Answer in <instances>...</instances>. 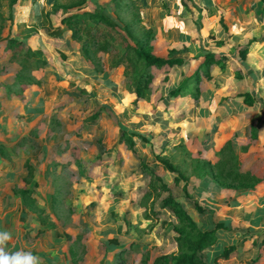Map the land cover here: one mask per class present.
I'll list each match as a JSON object with an SVG mask.
<instances>
[{"label":"crops","instance_id":"1","mask_svg":"<svg viewBox=\"0 0 264 264\" xmlns=\"http://www.w3.org/2000/svg\"><path fill=\"white\" fill-rule=\"evenodd\" d=\"M108 1L90 0L89 5L98 6ZM135 1L144 26L154 31V54L186 61L183 66L165 69L168 73L159 80L157 90L139 99L136 105L133 104L136 94L128 91L123 82L125 78L119 77L123 66L97 77L87 75L81 68L83 60L77 44L70 39L69 28L55 21V14L49 8L51 0L24 1L13 8L14 29L26 26L28 30L24 37L16 38L24 42L26 50H42L48 66L28 74L40 85L16 83L14 79L21 67H16L12 75L0 73V145L5 148L0 149V231L8 230L12 234L8 250H31L41 257L42 264H91L92 255L101 252L102 243L108 247L109 239L114 237L120 238L122 243V226L115 220H106L105 225L99 227V240L95 245L93 225L96 220H90L88 227L85 223L77 226V219L72 223L52 213L56 188L51 178L52 165L56 163L53 160L64 163L54 148L66 136L58 132L47 135L52 118L56 115L61 129L74 132V127L80 128L81 124L91 126L74 114L80 116L82 106L90 113L101 105L113 114V119L102 114L96 124L98 139H102V149L107 154L100 168L106 165V173L112 171L108 168L109 160L115 157L117 173H129L125 158H131L132 153L121 140L124 131L148 138L161 156L185 149L193 158L213 162L217 161L221 148L233 142L243 168L251 170L261 182L252 189L227 190L210 178L191 179L195 202L209 208L216 220L231 228L222 236L225 247L237 246L228 261L221 259L215 263V258L225 249L218 243L210 247L204 257L207 264H252L261 253L258 264H264V238L261 237L264 234V0ZM48 14H51L56 35L45 31L44 17ZM51 50L54 69L49 67L51 61L47 58ZM207 53L215 58H207ZM60 55L63 67L56 64ZM205 68L209 69L211 78L202 74L198 100L193 98V84L182 96H169L170 90ZM78 72L85 77L83 84L88 97L82 100L78 91L68 89V102L58 112L65 97V84ZM8 83L19 84L18 90L7 94L4 84ZM66 138L75 145L73 153L65 150L63 157L76 153L77 165L84 167L87 160L83 158L93 151L89 144L94 139L85 133L78 137L69 134ZM79 143H88L90 148L83 145L76 149L74 146ZM143 151L146 154L148 149ZM27 162L37 168V175L29 185L25 183ZM153 169L164 179L162 171ZM106 186L109 188L108 184ZM25 189L32 190L36 199L32 208L30 200L20 195ZM40 212L49 217L40 216ZM83 219L86 222L85 217ZM240 227H251V233L238 246L242 233L235 232L238 233L236 229ZM81 234L84 236L82 247L74 244ZM109 249L113 250L112 246Z\"/></svg>","mask_w":264,"mask_h":264},{"label":"rangeland","instance_id":"2","mask_svg":"<svg viewBox=\"0 0 264 264\" xmlns=\"http://www.w3.org/2000/svg\"><path fill=\"white\" fill-rule=\"evenodd\" d=\"M24 1L28 2L30 0H20L19 3L21 4ZM46 1L47 0H43V3ZM51 1L52 6L50 4L49 8L51 9V12H54V19L57 24L61 23L63 17L69 16L82 10L94 12L100 11L102 10V8H109L110 11H106V15H108L109 17H114L118 22L124 25L131 22L134 11L137 10L140 14V8L135 0H124L122 4L123 6H121L120 8H116L112 0L105 2L102 5L91 7L89 5L90 0ZM0 13L4 16V20H0V73H10L12 75L16 67H22V65L24 64L31 63L33 61V58L26 55L27 50L25 47L20 50H13L11 48H8L6 46L5 38L7 36L24 37L28 30L26 29V26L14 29L12 25L13 22L9 19L10 0H0ZM49 16L51 19V14ZM76 44V47H78L79 49V56L82 58L80 50L81 44L78 42H76ZM55 49L59 52V54H61L59 47L56 46ZM52 52L53 50L48 53L49 56L47 58H50L51 61L49 62L51 63V65L49 64V67L54 69L55 66H53L52 64L54 62ZM207 55L208 53L206 54V56ZM57 59L58 60H56V64L59 67H63L64 64L62 63V56L60 55V58ZM103 59L107 62V66L109 56H105ZM87 63L90 65L89 62L83 60L82 63H80L81 68L86 70L87 68L85 66H89L87 65ZM123 67L124 69L120 70L121 74L119 73V77L123 76L125 78L123 80V82L125 83V87H127L128 91L134 93L131 90L133 84L131 80L132 76H127L125 66ZM114 69L116 68L107 69L106 67V71ZM201 72L202 74L204 73L203 70H201ZM152 73L154 79L150 85V92L147 96L151 95L157 90L159 80L163 78V75L165 73H168V70L154 69ZM27 74L28 73H26V75ZM192 75L193 73L190 76ZM84 78L85 77H83L82 74L78 72L77 75H75L74 77L72 76L69 81L66 82L65 97L62 98L60 102L58 112L59 108L68 102V89L70 91H78L80 94L79 96L82 100L88 97L87 89L84 88L83 84ZM18 85L19 84L14 83L13 85L11 83L4 84V91L7 94L8 92H16L19 88ZM137 102L136 100H134L133 104L136 105ZM88 111L89 109H84V106H82V114L79 116V114L76 113L74 114V116L80 117L82 120L84 119V121L88 124H91V126L85 127L81 124L80 128L74 127V132H72L73 130L71 131L68 128L64 130L61 129L60 120H58L56 115L53 116L51 124L49 126L47 135L51 132H58L59 134H66V136H68L69 134H76V136L78 137L82 133H85L89 134V136L94 139L92 143L89 144L91 147L93 146V148H91L93 149V151H91L88 156L86 155V157L83 158L84 161L85 159L87 160L84 162V167H82L81 165H77L79 159L76 156V153L68 158H64L62 155L65 150H70L73 153V145H75L74 142H72L65 136L64 139L67 140L63 139L59 141L57 145H55L54 150L55 152H58L59 158L62 159L64 163L58 162V159L53 160L56 163L52 165V169H54L51 174V178L53 179V183L56 185L55 189H57L59 203L54 209L52 199V213L55 216H58L65 221L72 223H74L75 219H77V221H75L77 223V226H79V224L84 225L85 223L88 227L91 223L90 220H96V225H93V243L95 245L97 244L95 243L96 240H99L97 239L99 227L105 225L106 220H115L117 221L118 225L122 226L120 228V231L122 234V238H124L121 246L119 248L112 247L113 250H111L109 249V246L107 247L106 245H104V243H102L100 246L101 252H96L92 255V259L89 261V263L91 264H152L153 261L159 256H170L176 253L178 251V248L176 243L174 242V237L176 236L174 227L178 226L179 223L174 218V215L168 209H160L159 201H156L154 203V207L158 211L160 219L155 221L146 220V210L144 208V205L151 204L152 198H148L145 195L149 184V177L142 174L141 172V160L148 162L150 165H152V168L155 167L160 172L162 171V174L164 175L163 180L165 182L167 181L166 183L170 185L172 189V195L185 205H189L191 202H195L196 200V193L192 188V183L188 187L189 198H187L186 193L183 191V184H175V176L173 174L169 176V174L163 169V167L156 162L155 158L158 155L161 156V153H159V150L155 149L148 138L144 137L142 134L139 135L142 138L146 139V142L143 141L140 136L134 137L136 143V152L130 150L128 144L124 142L128 150H130V152L132 153L131 158H125V165L127 166L126 169H129V173H117V168L116 166H114V164L116 165V162L118 160L116 157L109 160L110 164L108 165V168L112 171L108 172L109 174L106 173V171H104L106 169V165H103V168H100L101 163L107 158L105 156L106 151L103 152L102 149V139H98L99 127L96 124L102 114L106 113L112 119L113 114H111L110 111L106 110V108L101 105L94 107V109L90 113H88ZM86 113H88L87 116ZM120 115H122V113H120ZM74 116L73 118H75ZM80 118L75 119L79 120ZM69 128L72 129L73 127ZM112 135L113 134L110 133L111 137ZM127 135V138H129V135L131 134L128 133ZM83 145L86 148H90L88 143H79L74 147H76V149L81 147L83 148ZM96 146L99 149H97ZM144 148L148 149L146 154L143 151ZM100 149H102V151ZM155 151L159 154H156ZM161 157L168 158L183 172H185L187 175H190L191 154L187 150H179L177 153H171L169 156ZM41 160L42 158L40 156L39 161ZM75 163L76 166L74 165ZM107 184L109 185V188H107ZM166 196L167 194L163 195V197ZM84 217L86 219V222H83L85 221L83 219ZM193 217L197 222L199 221V217L196 212H193ZM236 231H238V233L235 232V234H239V232L242 233L240 241H238V246H240L242 243H244L245 238L250 235L251 227H243V229L240 227L236 229ZM261 237L264 238V234ZM74 244L77 246L79 245L80 247L84 246V236L81 234L76 237V239L74 240ZM218 244L223 248L226 246L223 237L219 238ZM122 248L124 250H122ZM80 256H82V254Z\"/></svg>","mask_w":264,"mask_h":264},{"label":"trees","instance_id":"3","mask_svg":"<svg viewBox=\"0 0 264 264\" xmlns=\"http://www.w3.org/2000/svg\"><path fill=\"white\" fill-rule=\"evenodd\" d=\"M20 0H10L9 19L13 22V8L18 5ZM124 0H112L115 7L123 6ZM107 8L100 11H78L77 13L63 17L61 23L66 25L70 30V39L81 44L82 59L89 62L92 67L86 69V74L91 76H100L107 69H113L125 66L127 76H132V91L136 94V102L144 98L150 92V85L154 79V69H169L175 66H183L186 61L182 58H161L153 52V40L155 34L153 29L146 28L142 24V18L139 12L134 11L133 18L130 23L125 25L118 22L114 17L106 15ZM0 20H4V16L0 13ZM45 31L49 35H56L57 32L52 25L49 14L44 17ZM11 30V28H10ZM6 46L13 50H20L24 46V42L16 37L7 36ZM26 55L32 57L33 61L22 65L20 71L15 76V82L19 84H37L28 74L33 70H42L48 66V61L43 55V51H33L27 49ZM109 56L108 65L104 61V57ZM207 58L214 59L211 54ZM204 76L211 78L208 68L203 70ZM26 73H28L26 75ZM202 72L197 70L192 76L186 78L179 86L169 91V96L179 97L184 94L190 84L194 85L193 98L198 100L200 96V83L202 81ZM128 133L122 134V142H126L133 152H136L134 137L139 134H131L127 138ZM141 137V136H140ZM142 138V137H141ZM146 142V139L142 138ZM1 150H5L0 145ZM156 162L159 163L164 170L173 174L175 184H183V191L189 198L188 187L191 179L196 178L202 180L210 178L222 189L227 190H243L256 187L261 179L258 178L251 170L243 168L236 146L233 142L226 143L218 153L216 162L202 158H193L191 156L190 175L183 172L178 166L173 164L168 158L157 156ZM28 177L25 179L27 185L31 184L37 175V168L30 162L26 163ZM140 169L142 174L149 177V184L145 195L152 198L151 204L144 205L146 210V220L155 221L160 219L158 211L154 207V203L159 201L160 209H168L179 225L174 227L176 236L174 242L178 251L172 255H162L157 257L152 264H207L204 254L212 246L219 242V238L225 232L231 231L230 227L223 222L216 220L214 213L200 203L191 202L189 205L181 203L172 195V189L163 178L157 174L148 162L141 160ZM34 186H37L36 184ZM167 194L166 197H163ZM22 199L30 200V208L35 205L36 199L33 198V191L25 189L20 192ZM57 189L53 194L54 209L58 205ZM56 212V211H55ZM193 212L199 217L197 222L193 217ZM42 217L49 215L40 213ZM109 246L119 248L121 239L114 237L109 239ZM264 247V244H263ZM122 250H124L122 248ZM237 251V246L232 245L225 247L223 253L215 258V263L223 259L230 260L232 255ZM261 253L252 260V264H258Z\"/></svg>","mask_w":264,"mask_h":264},{"label":"clouds","instance_id":"4","mask_svg":"<svg viewBox=\"0 0 264 264\" xmlns=\"http://www.w3.org/2000/svg\"><path fill=\"white\" fill-rule=\"evenodd\" d=\"M12 238L8 230L0 231V264H42L41 257L31 250L23 248L16 251L8 250Z\"/></svg>","mask_w":264,"mask_h":264}]
</instances>
